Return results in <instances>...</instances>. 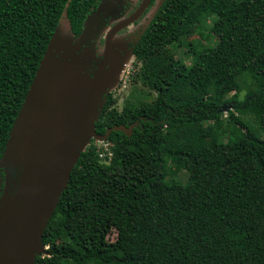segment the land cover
Segmentation results:
<instances>
[{"label":"trees","instance_id":"trees-1","mask_svg":"<svg viewBox=\"0 0 264 264\" xmlns=\"http://www.w3.org/2000/svg\"><path fill=\"white\" fill-rule=\"evenodd\" d=\"M99 2L0 0V157L59 18L77 35ZM151 5L128 43L132 90L120 109L104 95L95 131L135 125L101 141L109 159L83 147L33 264H264V0ZM208 16L216 41H186V64L171 48Z\"/></svg>","mask_w":264,"mask_h":264},{"label":"water","instance_id":"water-1","mask_svg":"<svg viewBox=\"0 0 264 264\" xmlns=\"http://www.w3.org/2000/svg\"><path fill=\"white\" fill-rule=\"evenodd\" d=\"M149 1L142 0L130 15L107 30L104 51L100 55L95 68L91 67L92 70H90L89 77L82 87V90H84L78 102L74 103V98L79 88H76L75 92L69 96L62 94V88L59 86L53 91H51L52 89L48 90L49 96L46 100L34 104V114L37 108V125L43 130L50 129L51 139L42 148L38 145L34 147L31 157H27V165L20 164L18 161L12 163L6 153L9 138L20 123L19 118L23 115L33 80L55 34L56 25L22 106L13 122L0 157V170L4 172L2 191L6 192L2 200L0 198V209L7 208L2 236L0 237V264H33L36 255L45 252L44 248L46 246L44 247L42 244L43 230L67 184L71 169L83 147L90 139L106 140L112 130H122L129 133L135 125L128 127L122 124L114 125L108 127L102 134L97 133L95 131V121L98 119L104 95L99 98L95 97V90L109 61L113 36L119 29L134 21ZM161 2L162 0H159V3ZM92 13L87 14L86 17ZM60 19H64L68 25L64 13ZM113 55L114 59L111 64H113L114 72L123 73L127 62L122 61L121 67L118 64L122 58H133L130 51L124 53V51L118 50ZM7 201L9 203H6Z\"/></svg>","mask_w":264,"mask_h":264},{"label":"rangeland","instance_id":"rangeland-1","mask_svg":"<svg viewBox=\"0 0 264 264\" xmlns=\"http://www.w3.org/2000/svg\"><path fill=\"white\" fill-rule=\"evenodd\" d=\"M135 1L102 0L98 8L83 20L82 28L77 35L72 34L64 19L59 20L52 41L43 56L39 70L33 80L23 115L19 118L20 123L9 138L10 141L8 142L6 153L12 163L18 161L20 164L27 165V157H31L34 147L38 145L42 148L51 139L50 129L43 130V128L37 125V108L34 114V104L46 100L49 96L48 90L52 89L51 91H53L59 86L62 88V94L69 96L75 92L76 88H79L74 98V103L79 101L84 90H82V87L89 77L90 70H92L91 67L95 68L100 55L104 51L107 30L125 18ZM153 11L154 5H151L140 14L135 22L127 24L115 33L111 41L109 61L96 86L95 97H103L108 91L116 90L115 93H119L120 96L116 106L119 109L122 107L123 97L132 90L128 82L127 72L133 66V59L131 57L120 59L119 67H121L122 61L127 62L124 72L115 73L112 68L113 64H111L114 59L113 54L118 50L124 51V53L128 51V43L139 32L140 27L148 22L149 18L153 15ZM211 24L212 17L208 16L193 35L174 45L171 49L175 57L181 59L186 64L191 62L192 52L186 45V41H191L198 46L213 44L216 41V37L209 30ZM114 65L116 66V64ZM120 83L121 86L117 88L116 85ZM141 88L146 91V88L140 85L137 86V90ZM243 94L244 92H241L240 96ZM227 108L224 107L222 110L224 116L227 114ZM242 117L245 121L252 124L251 117L248 115ZM262 137H264V133H262ZM95 143L98 146H103L104 149L106 145L108 146L106 142L96 140ZM169 176L181 184L186 182L187 175L183 169L176 170L173 168L169 172ZM2 189L3 186L0 185L1 200L6 193ZM6 203H9V201ZM6 213L7 208L0 209V237L2 236ZM114 237L115 234L112 233L110 238L114 239Z\"/></svg>","mask_w":264,"mask_h":264},{"label":"built area","instance_id":"built-area-1","mask_svg":"<svg viewBox=\"0 0 264 264\" xmlns=\"http://www.w3.org/2000/svg\"><path fill=\"white\" fill-rule=\"evenodd\" d=\"M99 155H100L101 158H104L106 155L108 156L107 159L110 158V156H111V151L108 150L107 145L105 146V151H100ZM106 161H107V160H106Z\"/></svg>","mask_w":264,"mask_h":264},{"label":"flooded vegetation","instance_id":"flooded-vegetation-1","mask_svg":"<svg viewBox=\"0 0 264 264\" xmlns=\"http://www.w3.org/2000/svg\"><path fill=\"white\" fill-rule=\"evenodd\" d=\"M141 1H142V0H141ZM141 1H140V2H141ZM149 3H150V1H149ZM149 3H148L147 6H149ZM139 4H140V3H139ZM147 6L145 7V9L147 8ZM137 7H138V6H137ZM137 7H136V8H137ZM136 8H135V9H136ZM135 9H134V10H135ZM145 9H144L141 13H143V12L145 11ZM141 13H140V14H141ZM129 15H130V14H129Z\"/></svg>","mask_w":264,"mask_h":264},{"label":"bare ground","instance_id":"bare-ground-1","mask_svg":"<svg viewBox=\"0 0 264 264\" xmlns=\"http://www.w3.org/2000/svg\"><path fill=\"white\" fill-rule=\"evenodd\" d=\"M69 45V44H68Z\"/></svg>","mask_w":264,"mask_h":264}]
</instances>
